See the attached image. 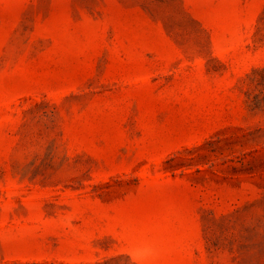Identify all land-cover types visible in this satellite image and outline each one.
I'll return each mask as SVG.
<instances>
[{
    "label": "rangeland",
    "instance_id": "obj_1",
    "mask_svg": "<svg viewBox=\"0 0 264 264\" xmlns=\"http://www.w3.org/2000/svg\"><path fill=\"white\" fill-rule=\"evenodd\" d=\"M0 264H264V0H0Z\"/></svg>",
    "mask_w": 264,
    "mask_h": 264
}]
</instances>
